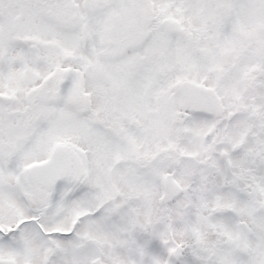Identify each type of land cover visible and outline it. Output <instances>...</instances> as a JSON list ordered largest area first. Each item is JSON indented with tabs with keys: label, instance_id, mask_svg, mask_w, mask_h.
Returning <instances> with one entry per match:
<instances>
[{
	"label": "snow or ice",
	"instance_id": "1",
	"mask_svg": "<svg viewBox=\"0 0 264 264\" xmlns=\"http://www.w3.org/2000/svg\"><path fill=\"white\" fill-rule=\"evenodd\" d=\"M0 264H264V0H0Z\"/></svg>",
	"mask_w": 264,
	"mask_h": 264
}]
</instances>
